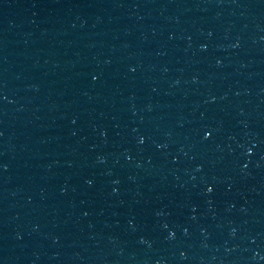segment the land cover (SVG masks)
<instances>
[{
	"label": "water",
	"instance_id": "95a60500",
	"mask_svg": "<svg viewBox=\"0 0 264 264\" xmlns=\"http://www.w3.org/2000/svg\"><path fill=\"white\" fill-rule=\"evenodd\" d=\"M0 264H264V0H0Z\"/></svg>",
	"mask_w": 264,
	"mask_h": 264
}]
</instances>
